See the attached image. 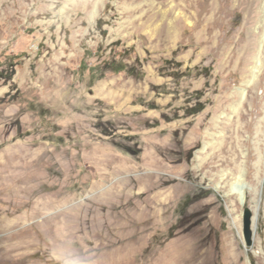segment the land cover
<instances>
[{
    "label": "rangeland",
    "instance_id": "374dc122",
    "mask_svg": "<svg viewBox=\"0 0 264 264\" xmlns=\"http://www.w3.org/2000/svg\"><path fill=\"white\" fill-rule=\"evenodd\" d=\"M0 264H264V0H0Z\"/></svg>",
    "mask_w": 264,
    "mask_h": 264
},
{
    "label": "bare ground",
    "instance_id": "6f19581e",
    "mask_svg": "<svg viewBox=\"0 0 264 264\" xmlns=\"http://www.w3.org/2000/svg\"><path fill=\"white\" fill-rule=\"evenodd\" d=\"M143 145H144V143H143ZM147 145L148 144H145L144 146L146 147ZM147 150H148V153L145 154L144 157L147 159L148 163L151 166H155L158 163L159 160H162V161L165 160V161L169 162V160L171 159L169 157L167 158V157L164 156L165 153H167V151H171V148L168 149V147L165 148V146H164V148H161L159 146H155V147L149 148ZM162 156H164L165 159ZM141 158H143V157H141ZM114 160L119 162L121 159H119V157H114L113 156L112 161L114 162ZM168 162H167V164H168ZM150 165L148 166V168L151 167ZM135 168H136L135 166L128 167L127 164L123 161V162L119 163V165H117L115 167V169H111V171L113 173H115V172L118 173V172H122V171H129V170L135 169ZM170 169H171V167H170ZM140 182L146 183L145 190L143 192V196H144L143 205L145 206L144 207L145 209L142 207L143 209L141 210V212L144 211L143 213L146 214V211H149L150 214L153 213V215H154L156 208H159V207L162 208L163 205H164L163 202L159 199V197L165 193V189H166L169 181L166 178L162 177V176L158 177L157 175L147 174V175H143L141 178L138 179L137 183L139 184ZM246 187L247 186H245V183H244V180H243V176L240 175L237 178H235V181L230 183L229 191H230L231 194L236 195L239 198V200L244 201V204H245L246 203V196H247L246 195L247 194ZM170 188L173 189L174 186H170ZM148 214H146V215H148Z\"/></svg>",
    "mask_w": 264,
    "mask_h": 264
},
{
    "label": "water",
    "instance_id": "95a60500",
    "mask_svg": "<svg viewBox=\"0 0 264 264\" xmlns=\"http://www.w3.org/2000/svg\"><path fill=\"white\" fill-rule=\"evenodd\" d=\"M240 204L243 206L244 201L240 200ZM255 220L256 216L253 215L252 211L249 208H245L242 212V235L246 250L253 244Z\"/></svg>",
    "mask_w": 264,
    "mask_h": 264
}]
</instances>
